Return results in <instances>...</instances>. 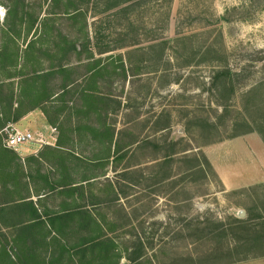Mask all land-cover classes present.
Segmentation results:
<instances>
[{
    "label": "trees",
    "instance_id": "trees-1",
    "mask_svg": "<svg viewBox=\"0 0 264 264\" xmlns=\"http://www.w3.org/2000/svg\"><path fill=\"white\" fill-rule=\"evenodd\" d=\"M112 1H115L112 6H117L131 0ZM80 2L43 0L46 6L43 9L41 3L35 6L31 0H0L6 10L0 25V144L6 147L3 132L8 125H15L27 114L40 111L59 134L65 132V123L77 120L70 134L89 135L105 148L104 156L88 159L94 164L79 167V172L73 171L72 163L59 153L54 155V162L60 167L54 172L41 176L39 168H35V174H29L30 181L40 180L51 185L46 186L45 199L41 203L44 216L41 228L46 229V236L35 242L45 247L46 264H120L122 258L123 264H241L264 259V202H254L244 209L243 218L231 215L226 223L190 221L182 229L186 234H179V238L184 242L182 245L196 250L195 255L183 254L174 259H169L166 252H155L165 247H156L154 236L147 234L145 221L137 224L139 229L128 219L107 222L96 209L94 212L101 221L94 220L92 209L83 201L85 192L89 199L94 198V185L99 178H105L107 186L99 188L97 193L111 194L113 210L114 202L120 197L132 196L134 188H140L141 184L154 193L163 185L175 188L181 182L193 184L208 181L211 174L216 176L202 149L206 144L218 142L213 133L218 132L220 123L211 121L209 115L201 118L196 110L185 111V116L189 117L184 127L185 137L174 140L170 138V113L162 111L158 117L147 120L136 118L139 113L122 118L120 112L132 107L126 100L122 102L124 91L116 95L112 86L118 80L125 83L129 78L132 80L143 74L141 71L145 68L150 70L156 66L155 61H144L146 53L141 48L127 51L125 57L114 54L102 57L114 51L108 46L95 53L90 47L93 37L89 35L86 13ZM63 20L67 22L65 28L61 27ZM129 26L130 31H134ZM130 35L133 37L135 31L122 36ZM135 42L132 40L126 48H133ZM185 45L190 54L191 51L196 54ZM152 48H156L157 58L161 60L165 48L159 45ZM206 50L214 52L211 48ZM141 51L144 53L140 54ZM136 55H140L139 59ZM148 63L152 66L144 67ZM233 77H239V73L233 75L228 68L217 65L210 89V92L215 89L218 95L215 108H222L219 120L230 117L227 126L231 134L226 140L253 131L263 136L253 126L264 125V106L257 105L263 101L259 97L264 91V79L258 87L252 85L245 91L246 108L241 112L233 110L229 104L235 93ZM119 118L123 120L120 128L117 127ZM194 130H199L200 138H206L207 143L200 144ZM62 143L61 138L56 140L58 147H63ZM109 164L110 177L105 172L97 173ZM142 164L149 167L146 177L137 174ZM8 177V173L0 169V182L7 181ZM119 182L130 186H119ZM259 189H264V185L251 190ZM89 199L86 202L90 206L99 204ZM22 206L32 220L38 219L32 202ZM119 227L121 246L125 248L123 255L118 249H107L115 247L116 243L105 231H115ZM3 228L6 229V225ZM124 236H127L125 242L122 241ZM7 246L6 238L0 237V264H18L10 260ZM202 249H209L208 253ZM25 264H29L27 260Z\"/></svg>",
    "mask_w": 264,
    "mask_h": 264
},
{
    "label": "rangeland",
    "instance_id": "rangeland-1",
    "mask_svg": "<svg viewBox=\"0 0 264 264\" xmlns=\"http://www.w3.org/2000/svg\"><path fill=\"white\" fill-rule=\"evenodd\" d=\"M31 1L35 6L43 2ZM77 1H81V9L86 13L89 35L93 37L90 47L95 53L108 46L114 51L102 57L109 54L125 57L127 51L141 48L146 53L144 61H155L156 66L150 70L145 68L141 71L143 74L127 79L126 83L118 80L112 86L116 95L124 91L122 101L126 100L132 107L120 112L122 118L139 113L136 118L141 115L147 120L158 117L162 111L170 113V138L174 140L185 137L184 127L189 120L185 111L196 110L201 118L209 115L211 121L220 123L218 132L213 133L219 143L206 144L202 149L216 176L211 174L208 181L193 184L181 182L175 188L163 185L156 192L159 197L156 202L151 197L150 202L147 201L150 189L141 184L138 196L142 197V202L135 211L129 210L133 226L145 221L147 234L154 236L156 247H165L155 252H166L169 259L183 254L195 255L196 250L182 245L184 242L179 238V234H186L182 230L186 224L205 220L226 223L231 215L243 218L244 209L254 202H264V189L251 190L264 185V125L253 126L263 136L253 131L226 140L231 134L227 126L230 117L219 120L222 108H215L218 95L215 89L210 92L217 65L228 68L233 75L239 73V77H233L235 93L229 104L233 110L243 112L246 108L243 94L252 85L258 87L264 79V61H261L264 57V0H131L117 6H112L115 3L112 0ZM42 5L45 9V4ZM5 12L0 4V25ZM61 25L65 28L67 22L63 20ZM129 25L135 35L125 38L124 33L134 32ZM132 40L136 41L135 46L126 48ZM185 44L196 54L192 51L190 54ZM158 45L165 48L161 60L157 58L156 48H152ZM208 48L214 52H207ZM136 56L139 59L140 55ZM151 66L152 63H148L144 67ZM260 94L263 101L257 105L264 106V91ZM45 131L38 128L33 133L45 138L48 136ZM194 131L200 144L207 143L206 138H200L199 130ZM3 137L6 139L5 130ZM213 165L220 167L222 179L232 188L223 186ZM147 168L142 164L137 174L148 176ZM134 215L139 220L133 221ZM202 250L208 253L209 249ZM241 264H264V259Z\"/></svg>",
    "mask_w": 264,
    "mask_h": 264
},
{
    "label": "crops",
    "instance_id": "crops-1",
    "mask_svg": "<svg viewBox=\"0 0 264 264\" xmlns=\"http://www.w3.org/2000/svg\"><path fill=\"white\" fill-rule=\"evenodd\" d=\"M143 119L144 117L140 115L139 120ZM59 121H62V119L60 118ZM117 123V127L120 128L122 127L121 123H123V120L119 118ZM76 124L77 120H72L71 123H65V132L61 128L63 134H59V130H54L53 126L46 121L40 111H34L27 114L13 126L20 131L33 132L38 128H43L44 131L47 130L48 136H45L46 144H24L15 149L6 148L3 144H0V169L5 170L9 175L7 181L0 182V237L1 239L3 237L6 238L8 243L6 250L11 261H17L18 264H25L26 260L29 264H46L47 262L45 247L35 245V242L40 241L41 238L44 239L46 236V229L44 227L41 228V221L44 219V216L41 214L43 212L41 203L45 199L46 186L51 185L40 180L30 181L29 174L34 175L35 168H39L41 176H45L49 171L54 172L56 168L60 167L54 162V155L59 153L72 163L70 168L75 172H79V167L94 164V162L88 160L93 158V156L101 157L105 155V148L100 146L99 142L91 136L86 135L80 137L75 132L70 134V130L74 129ZM85 124L89 126L88 123ZM58 138H61L63 147L56 145ZM80 161L83 163H80ZM213 166L223 186L226 189L229 187L232 188L231 185L228 186L222 179V170H220V167L218 165ZM61 167H68V165H61ZM16 169L18 170L17 174H15ZM100 172H105L107 177H110V164L105 170L99 169L97 171V173ZM104 179L99 178L98 182H95V189L92 194L94 198L89 199L87 193L85 192L84 194L85 199L83 202L86 203L88 209H92L94 220L97 222L101 221L98 215L100 213L104 221L107 222H125L127 219L131 221L132 219L129 218V210L133 208L135 211L134 208L137 207V204H141L142 197L138 196V191L141 189L134 188V193L128 198L120 197L118 202H114V209L111 210V194L97 193L99 188H103L104 185L107 186ZM123 185L130 186L126 182H119V186ZM149 193L150 195L147 197V201L150 202V197L155 202L159 200V197H157L158 193ZM88 199L94 203L96 200L99 204L97 206H90L87 203ZM29 202H32L37 210L38 219L36 220H32L29 213L24 210L25 207L22 206ZM2 208L4 211H2ZM94 209L98 211V214L94 212ZM116 209L117 212H115ZM137 220H139V217L134 215L133 221ZM4 225H6V229L3 228ZM120 232V227L115 231H105L106 236L116 243L115 247H109L107 249H118L123 255L125 248L121 246ZM126 239L127 236H124L122 241L125 242ZM123 263H125L124 258L120 260V264Z\"/></svg>",
    "mask_w": 264,
    "mask_h": 264
},
{
    "label": "built area",
    "instance_id": "built-area-1",
    "mask_svg": "<svg viewBox=\"0 0 264 264\" xmlns=\"http://www.w3.org/2000/svg\"><path fill=\"white\" fill-rule=\"evenodd\" d=\"M54 132V130H52ZM5 146L15 149L24 144H46L45 138L41 134H34L29 131H20L13 125H8L5 129Z\"/></svg>",
    "mask_w": 264,
    "mask_h": 264
},
{
    "label": "water",
    "instance_id": "water-1",
    "mask_svg": "<svg viewBox=\"0 0 264 264\" xmlns=\"http://www.w3.org/2000/svg\"><path fill=\"white\" fill-rule=\"evenodd\" d=\"M242 216L241 217H243L244 215L243 214H241Z\"/></svg>",
    "mask_w": 264,
    "mask_h": 264
}]
</instances>
